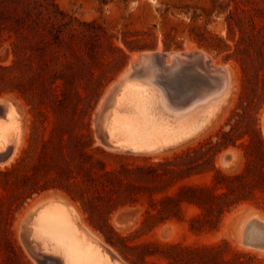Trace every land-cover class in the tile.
Returning <instances> with one entry per match:
<instances>
[{
    "label": "rangeland",
    "instance_id": "1",
    "mask_svg": "<svg viewBox=\"0 0 264 264\" xmlns=\"http://www.w3.org/2000/svg\"><path fill=\"white\" fill-rule=\"evenodd\" d=\"M43 1L0 0V107L14 102L21 120L13 158H0V264H41L25 233L31 209L50 196L66 199L128 264H264V248L247 241L251 221H264V192L212 211L170 201L186 186H212L217 168L244 172V143L257 131L264 138V0H55L49 11ZM188 48L229 72L210 123L159 152L104 145V102L130 65L151 69L133 59ZM174 74L160 80L188 102L196 78ZM88 122L95 148L81 156L68 137L89 134ZM223 140L231 142L215 155Z\"/></svg>",
    "mask_w": 264,
    "mask_h": 264
},
{
    "label": "bare ground",
    "instance_id": "2",
    "mask_svg": "<svg viewBox=\"0 0 264 264\" xmlns=\"http://www.w3.org/2000/svg\"><path fill=\"white\" fill-rule=\"evenodd\" d=\"M194 49L177 53L158 50L151 55L152 61L148 60L150 52L134 57L133 65L147 61L151 65L150 71L141 68L140 75H128L130 65L121 75L119 87L108 100L102 118L106 132L121 149L150 153L162 151L203 130L215 117L228 93L229 72L224 66L215 64L208 53L195 52ZM169 73L180 75V78L181 75H191L197 79L190 81L195 86L192 88L194 96L188 102L181 100L182 97L178 99L161 82L160 79ZM215 80H218L217 84L210 85L209 82ZM5 102L1 104L4 108L0 109L3 111V116L0 114V152H7L12 147L10 158H13L20 139L21 120L14 102ZM197 109L199 111L193 112ZM32 210H35L29 224L32 238L52 257L54 264L125 263L82 222L66 199L50 196L38 202ZM106 248L117 258H112Z\"/></svg>",
    "mask_w": 264,
    "mask_h": 264
},
{
    "label": "trees",
    "instance_id": "3",
    "mask_svg": "<svg viewBox=\"0 0 264 264\" xmlns=\"http://www.w3.org/2000/svg\"><path fill=\"white\" fill-rule=\"evenodd\" d=\"M52 4L57 8L58 6L55 0H44L42 5L48 11ZM89 134H75L71 133L68 137V141L72 142V145L76 147V151L81 156H88L87 149H94L95 139L90 130V123L88 122ZM257 135V145L256 143H244V146L250 148V152H248V160L246 164L245 171L235 175L225 174L222 170H217V176L214 179L212 186H186L182 192L179 193L178 198H170V201H187L190 203L197 204L204 211H212L215 208H222L223 204H227L232 206L233 204H239L246 200H249L251 195H255L257 191L264 192V138L260 131L256 132ZM58 138L61 141H64V133H59ZM89 137V138H88ZM231 142V141H229ZM228 141H218L216 146L214 147V153L217 155L224 148L229 146ZM96 149H101L100 147H96ZM102 163V161H99ZM154 170L155 168H151ZM90 170V169H89ZM11 169H8L5 173H9ZM110 172L105 171L103 174L108 175ZM252 174L251 180H249V176ZM27 180L25 179V183ZM226 188L222 192L216 190V188ZM46 186L37 187L33 192H40L45 190ZM32 193H29L31 195ZM233 195L235 197L234 200L231 201H222L221 199L225 197H229ZM109 227H112L109 224ZM99 229L104 232L108 242L114 244L112 239L105 233L103 227L99 226ZM8 241L12 244L9 238ZM192 252H201V250H191ZM135 263V262H134ZM210 264V263H205Z\"/></svg>",
    "mask_w": 264,
    "mask_h": 264
},
{
    "label": "water",
    "instance_id": "4",
    "mask_svg": "<svg viewBox=\"0 0 264 264\" xmlns=\"http://www.w3.org/2000/svg\"><path fill=\"white\" fill-rule=\"evenodd\" d=\"M174 57H177L176 55H174ZM151 55H148V60L152 61L151 59ZM144 62H147V61H144ZM150 65V64H149ZM148 66V63L147 65ZM145 67V66H144ZM137 71V69H135L134 67L131 68V70L129 71L128 75H133V73ZM136 75H140L141 72H136L135 73ZM121 82V81H120ZM119 84L118 83L114 88L113 90L116 92V90L118 89L119 87ZM111 95L107 98V100L104 102L103 104V107L101 108V117H100V121L102 123V118H103V115H104V111L107 107V103H108V100L110 99ZM3 107H0V109H3ZM0 112H3L0 110ZM101 141L104 145L110 147V148H113V149H121V147L116 144V142L114 140H112L110 138V136L108 135V133L106 132L105 128H103V131L101 133ZM131 150V149H129ZM13 153V148L10 147L7 152L4 151V152H0V158H3V159H9L11 157ZM34 213L31 214L30 216V220H29V223L31 221V218L33 217ZM247 232L249 233V237L252 238V240H247L248 242L252 243V244H255L257 246H260V247H263L264 248V221L263 220H260V219H253L251 221V223L249 224L248 226V229H247ZM25 241H26V244L29 248V250L31 251V253L36 257V259L41 263V264H54L52 262V257L51 256H48V253H46L45 251L42 250L41 246L38 244V242H35L34 239L32 238V235H31V232H30V228L27 227L26 228V233H25ZM106 250L111 254L112 258L116 259V255H114L109 249L106 248ZM119 264H128V263H123L122 261H119Z\"/></svg>",
    "mask_w": 264,
    "mask_h": 264
}]
</instances>
